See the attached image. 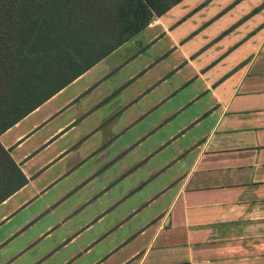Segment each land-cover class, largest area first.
Here are the masks:
<instances>
[{
	"label": "crops",
	"instance_id": "obj_1",
	"mask_svg": "<svg viewBox=\"0 0 264 264\" xmlns=\"http://www.w3.org/2000/svg\"><path fill=\"white\" fill-rule=\"evenodd\" d=\"M212 1L191 11L202 19L195 47L179 41L187 68L181 81L153 78L150 84L167 87L149 92L148 107L129 121V140L119 145L100 135L89 146L99 155L90 169H61L31 187L36 170L51 169L27 170L34 148H15L27 141L25 121L81 87L99 62L0 135L5 148L16 146L10 154L27 178L0 204V229L11 224L0 237V264H264V6L251 13L264 0L225 10L229 0L206 16ZM182 2L147 27L171 35L175 18L166 16ZM72 120L38 145L63 136ZM27 227L24 244L1 247Z\"/></svg>",
	"mask_w": 264,
	"mask_h": 264
},
{
	"label": "trees",
	"instance_id": "obj_2",
	"mask_svg": "<svg viewBox=\"0 0 264 264\" xmlns=\"http://www.w3.org/2000/svg\"><path fill=\"white\" fill-rule=\"evenodd\" d=\"M181 1L0 0V135ZM26 182L0 141V204Z\"/></svg>",
	"mask_w": 264,
	"mask_h": 264
},
{
	"label": "rangeland",
	"instance_id": "obj_3",
	"mask_svg": "<svg viewBox=\"0 0 264 264\" xmlns=\"http://www.w3.org/2000/svg\"><path fill=\"white\" fill-rule=\"evenodd\" d=\"M184 1L171 12L170 16H166L170 19L175 18L176 26L171 35L166 34L161 26L146 27L100 61L79 83L81 87L75 85L68 88L20 127V131L30 129L27 132L29 134L27 141L21 149H16L13 145L10 151L14 148L17 152L34 148L31 156L26 160L27 170L51 169L45 174L36 170L37 174L33 177L34 182L31 187L49 181L55 172L61 169H90L99 155L96 152L91 156L90 153L93 151H90L89 146L93 147L97 144L100 135L105 137V141L119 145L129 140L131 130L134 128L129 121L135 116L138 108L143 110L148 107V102H151L149 92L158 87L156 90L158 93L160 89L167 87L168 84L164 85L161 80L150 84L153 78L163 75V79L171 77L168 83L177 84L181 81L187 68L183 67L179 41L181 37H185L186 41L191 40L185 46L186 49L193 48L198 43L201 36L192 37L196 34L192 32L202 19L198 14L192 16L191 11L194 12L197 5H206L209 0ZM227 2L229 0L210 2L203 14L210 16L209 9ZM171 37L176 38L178 44H173ZM177 68L182 72H178ZM74 94V100H69ZM153 113L151 111L141 117H153ZM72 118L73 120L66 126L71 123H74V126L70 127L63 136H58L48 147L38 145L42 138L53 133ZM96 123L97 126L93 127ZM126 123L128 125L121 128ZM61 149H64L62 152L66 154L61 158L54 157L49 167L45 168L49 162L45 165L43 162ZM50 188L53 190L55 186ZM9 226L11 224L3 225L0 229V237L5 236L2 235V231ZM19 229L5 238L2 248L25 243L30 233L23 234L28 227L21 231Z\"/></svg>",
	"mask_w": 264,
	"mask_h": 264
}]
</instances>
